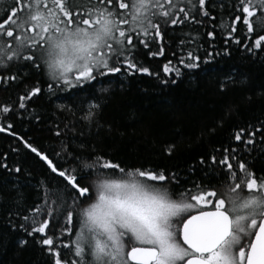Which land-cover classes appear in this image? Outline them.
<instances>
[{"label":"snow or ice","instance_id":"1","mask_svg":"<svg viewBox=\"0 0 264 264\" xmlns=\"http://www.w3.org/2000/svg\"><path fill=\"white\" fill-rule=\"evenodd\" d=\"M178 3L179 0H13L14 6L0 17V68L7 69L14 60H22L23 67L36 72L46 67L49 91L93 82L103 84L122 70L152 75L135 59L137 44L149 49L153 57L163 55L166 33L162 26L166 29L169 25H183L189 17L197 20L198 16L209 15V0H188L180 7ZM234 12L238 14L234 15L229 35L237 31V23L245 25L248 34H254L252 18H264V0H236ZM151 44H157L159 50L151 52ZM253 48L264 50V34L247 50L252 52ZM187 57L189 61L200 60L191 51ZM179 63L189 69L199 67L198 63L185 64L183 58ZM163 72L181 75L171 61L163 66ZM17 79L16 74L0 75L4 85ZM220 87L225 90L227 86ZM41 93L39 85L30 88L18 98V107L24 109L25 101ZM100 108L98 103L90 104L82 118L92 122ZM12 111L11 105L0 106L4 119ZM12 127L11 123L0 125V132ZM258 133L264 139V126L252 131L240 128L234 139L252 144ZM62 134L54 133L56 137ZM176 134L183 135L179 130ZM245 136L249 137L246 141ZM19 139L57 178L40 183L38 202L28 206L31 215L23 217L30 224L28 228L20 225L27 235L39 237L37 242L51 258L50 264H264V174L257 175L243 160L230 157L228 149H224L220 160L211 157L213 164L221 166L216 175L227 180L224 191L218 192L200 182L180 188L175 173L144 167L126 170L120 163L94 152L82 160L69 152L68 145L55 155L61 159L71 157L78 163L65 168L29 140ZM165 150L172 154L176 143L168 144ZM232 160L237 161L235 165ZM0 168L8 170L9 165L0 163ZM11 171L20 173L22 169L16 166ZM91 176L95 179L89 180ZM150 182L163 183L157 187ZM164 184H176L179 190L170 191ZM61 237L68 240L57 245L55 240ZM26 243L20 241L21 245ZM61 249L71 255H62Z\"/></svg>","mask_w":264,"mask_h":264},{"label":"trees","instance_id":"2","mask_svg":"<svg viewBox=\"0 0 264 264\" xmlns=\"http://www.w3.org/2000/svg\"><path fill=\"white\" fill-rule=\"evenodd\" d=\"M187 2L179 0L177 6ZM235 4L236 0H209V15L198 16L199 23L189 17L183 25H169L166 29L162 26L166 33L163 55L153 57L149 49L137 44L135 59L140 66L148 67L152 75L122 70L103 84L93 82L49 91L46 67L36 72L23 67L22 60H14L7 69L0 68V75L18 76L8 85L0 83V106L11 105L13 109L7 119L0 113V125H13L9 131L0 132V163L9 165L8 170L0 168V264H50L51 260L37 242L39 237L27 235L20 225L28 228L30 224L23 217L30 216L27 207L38 202L40 183L57 178L24 147L19 137L48 152L65 168L78 163L71 157L61 159L55 155L68 145L69 152L82 160L94 152L120 163L126 170L144 167L175 173L180 188L200 182L207 189L223 192L227 180L216 175L221 166L213 164L211 157L222 159L224 149H228L230 157L235 155L237 160H243L249 170L264 174L261 135L258 133L252 144L234 139L240 128L252 131L264 126V50H247L264 34V18H252L254 34H248L246 26L237 23V31L229 35L234 15L238 14L234 12ZM9 6H14L13 0H0V17ZM209 32L213 35H207ZM150 50L157 52L159 47L151 44ZM189 51L200 60L189 61ZM181 58L185 64L198 63L199 67L186 68L179 63ZM169 61L181 75L163 72ZM221 84L227 86L225 90H221ZM37 85L42 93L25 101L26 107L20 109L18 98ZM92 103L101 108L95 119L88 122L82 117ZM178 130L182 136L176 134ZM56 131L63 134L56 137ZM173 142L176 150L169 155L165 149ZM231 162L235 165L237 161ZM16 166L21 167L20 173L11 171ZM94 179L95 176L89 177ZM152 183L159 187L163 182ZM163 186L170 191L179 190L176 184ZM78 227L76 224L75 228ZM21 240L27 243L21 245ZM61 240L67 242L68 238L61 237L55 243L59 245ZM61 252L71 255L65 249Z\"/></svg>","mask_w":264,"mask_h":264},{"label":"rangeland","instance_id":"3","mask_svg":"<svg viewBox=\"0 0 264 264\" xmlns=\"http://www.w3.org/2000/svg\"><path fill=\"white\" fill-rule=\"evenodd\" d=\"M150 183H152V182H150ZM153 184V183H152ZM155 185V184H154ZM86 205V204H85Z\"/></svg>","mask_w":264,"mask_h":264},{"label":"water","instance_id":"4","mask_svg":"<svg viewBox=\"0 0 264 264\" xmlns=\"http://www.w3.org/2000/svg\"><path fill=\"white\" fill-rule=\"evenodd\" d=\"M210 210V209H209Z\"/></svg>","mask_w":264,"mask_h":264}]
</instances>
